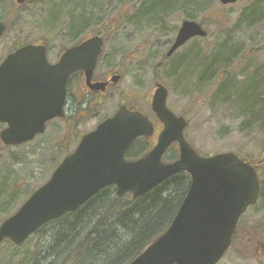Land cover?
<instances>
[{
    "label": "water",
    "instance_id": "95a60500",
    "mask_svg": "<svg viewBox=\"0 0 264 264\" xmlns=\"http://www.w3.org/2000/svg\"><path fill=\"white\" fill-rule=\"evenodd\" d=\"M31 1L16 0L19 6ZM219 1L227 6L241 0ZM6 32L7 23L0 19V40ZM207 35L197 22L184 21L168 57L191 39ZM104 45L101 37L93 36L69 49L56 65L48 63L44 47L28 45L8 55L0 65V116L3 104L11 123L4 133L6 142L20 144L43 133L45 121L60 114L71 75L82 70L90 79ZM168 97V89L159 84L152 107L164 130L157 137L146 116L125 106L85 134L50 179L0 223V245L4 241L22 245L42 226L76 211L105 188L116 187L118 197L131 194L136 200L171 177L187 173L190 187L172 223L129 264H218L231 247L240 218L259 200L258 170L264 158L253 163L233 152L200 155L185 139L186 119L168 109ZM21 98L32 104L20 109L24 129L12 126L18 111L14 106ZM35 112L44 117L31 126L27 118ZM142 137H153L149 152L128 160L131 145ZM174 143L179 145L180 156L165 162Z\"/></svg>",
    "mask_w": 264,
    "mask_h": 264
},
{
    "label": "trees",
    "instance_id": "16d2710c",
    "mask_svg": "<svg viewBox=\"0 0 264 264\" xmlns=\"http://www.w3.org/2000/svg\"><path fill=\"white\" fill-rule=\"evenodd\" d=\"M120 1L123 3L121 15L118 13L120 19L132 15L137 10L138 13L133 17V24L137 31L150 28L160 35L166 33L168 20L181 13H185L188 20H193L194 15L190 13L192 10H202L203 4V0H142L141 4L135 7L128 4L131 0ZM210 1L214 2V0ZM247 1H249V8L241 12L238 28L252 31L255 27L264 24V0ZM36 2L40 3L41 0L33 1V3ZM43 6L45 9L49 6L52 9L44 18L48 22L51 21V28L60 29L61 26L65 28V30L61 29L64 33L60 30V38L65 35L67 39L73 38L72 42H74L81 35L99 34L96 30L97 26L92 24L93 17L86 18L89 10L99 11L97 13L100 14L99 16L104 14L97 0H49L44 1ZM16 11L15 16L18 17L19 12ZM74 12L79 13V18L74 15ZM105 17L106 15L103 20L98 19L101 26L105 22ZM67 19L77 20L68 28L65 24ZM2 20L7 23L6 37L13 28V22L7 19ZM129 22L132 23L131 19ZM75 27L76 33L73 34L72 30ZM91 30L94 31L91 32ZM249 48L253 49V43L249 45ZM239 49L240 44L236 43L219 46L212 51L207 46L202 54L198 50L197 54L188 53L181 58L173 56L167 65L171 60H177L178 64L172 68L171 72L173 74L171 76H175L177 80L179 76L178 73L174 74L175 71L182 68V71L186 70V73L188 69L185 78L188 79V76L190 78L184 83L185 85L195 75L200 82L209 81L210 89L206 100L211 96L212 107L229 106L230 109H234L237 117L248 118L245 127L251 126V129L247 128V130L253 131L257 128L264 133V58L261 54H264V51L261 45L256 50L257 54L250 51L252 55L251 53L242 54ZM209 55L211 59H207ZM253 57L256 58L253 59ZM244 63L249 65L247 71L241 73L244 80L240 81L238 77L240 72L237 71L235 76V69L237 65ZM164 70L166 73V67ZM167 76L170 75L167 74ZM196 91L191 90V93ZM70 136L71 133H69V140ZM141 140H137L132 145L127 153L128 159H137L151 148L152 141ZM74 141L73 147L77 139ZM70 142L71 140L67 146L71 144ZM173 153L166 155L167 162L176 158ZM7 168L6 164L0 162V218L2 219L12 213V204L16 203L20 196L25 195L24 198L27 199L34 192V190L27 191L23 194L18 191L13 199L9 200L8 189H11L12 170L7 171ZM14 174H16L15 171ZM190 182V176L187 173H181L171 177L143 198L136 200L131 194L118 197L116 187L105 188L76 211L65 214L38 229L25 243L29 244L33 240L32 247L29 246L26 249L18 264H129L170 226L187 195ZM4 199L5 201L2 202ZM258 205L264 207V174L261 180L260 199L256 206ZM242 226L244 224L240 222L234 235L233 246L238 241ZM251 229L254 230V234L259 231L257 226H252ZM245 239L249 241L248 238L245 237ZM8 244L7 250L11 252H7L1 261L2 263L7 261L5 264H15L18 255L14 254V251L20 247L10 242ZM246 249L248 250L247 247Z\"/></svg>",
    "mask_w": 264,
    "mask_h": 264
},
{
    "label": "rangeland",
    "instance_id": "374dc122",
    "mask_svg": "<svg viewBox=\"0 0 264 264\" xmlns=\"http://www.w3.org/2000/svg\"><path fill=\"white\" fill-rule=\"evenodd\" d=\"M44 1L49 0H41L38 4L22 7V9H19V13H17L18 17L15 16V11H13L11 16H7L11 0L1 1L0 16L2 19L11 20L13 28L0 42V61L16 42L26 43L39 37H45L46 40L52 42L53 46H56L55 42H59V40L67 42L68 45L73 41V38L68 37L67 39L65 35L60 38V30H65V28H61L63 26L60 29H52L51 21L48 22L44 19L48 16L50 10H52L50 6L46 7V9L44 8ZM131 1L128 4L135 7L142 2V0ZM97 2L102 7L104 14L99 16L100 14H97L99 11L89 10L86 18L93 17L92 24L95 27L97 26V29L94 28L98 30L97 32L103 38L109 41L106 61L115 58L116 62L114 64L116 66L117 63H122L123 58H128L133 62L130 66L126 65V68L129 69V76L120 84L121 91L130 92V96L133 99L147 97L148 92L152 88L155 72L159 80L163 81L165 86L170 89L168 101L171 108L176 113L185 114L184 116L189 119L188 138L193 146L203 155L233 152L257 162L264 158V133H261L257 128L253 131L247 130V128L251 129V126L245 127L248 118L244 116L237 117L234 109H230L229 106L225 108L212 107L211 96L206 100L210 89L209 81L200 82L195 75L185 85L184 83L189 80L190 76L186 79L188 69L185 73L186 70L182 71V68L178 69V80L175 79V76H167L168 73L172 72V68L177 65V60L175 59L171 60L169 65H167L169 62L167 59L171 58L166 57L175 42L181 23L184 20H188L185 13L178 14V16L168 20L166 22V33L160 35L150 28L141 30L140 32L137 31V28L133 24V17L138 13L137 10L132 15L124 16L125 18L122 17L120 19L118 13L121 15L123 8V3L120 0H97ZM212 3L210 0H203L202 10L196 9L190 13L194 15L192 17L193 21L199 23L208 32V37L205 39L196 38L194 42L193 40L189 41L175 54L176 58L187 56L188 53L195 54L198 50L202 54L207 46L212 51L216 50L219 46L234 45L235 43L243 44L242 46L249 48V45L253 43L255 52L259 45L261 47L264 46V24L255 27L252 31L238 28L241 12L249 8V1H241L238 4L230 6H221L219 0H214ZM74 15L78 17L79 13L74 12ZM105 15V22L101 26L98 19L103 20ZM130 19L132 23L129 22ZM76 20L71 21V19H67V21L65 20V24L70 28ZM72 31L75 34L76 27ZM61 32L64 33L63 30ZM261 54L263 57L264 54ZM207 59H211L210 55ZM248 65L244 63L236 66L235 76L237 75V71L240 72L238 75L240 81L244 80V76L241 73L247 71ZM159 66L162 67L161 70H155V67ZM165 67L167 69L166 73ZM244 68L246 69L244 70ZM191 90L197 91L191 93ZM116 103L117 99H111L107 102L105 107L107 117L115 110ZM106 116L96 120L93 119L80 129L82 132H90L96 126L97 121L103 120ZM159 132L160 127L157 128L155 137H157ZM70 140L71 144L67 146V152L74 149L73 144H75V141L72 138ZM42 141L43 139L38 144L29 145L24 150L15 153L20 157L26 155V158L22 163L16 162V169L14 170L16 174L11 176L10 186L14 180L22 181L23 184L19 189H21L23 194L27 191H33L45 183L50 177L53 168L62 160L61 156L64 153V149L60 152L56 145H48ZM262 170L264 174L263 164ZM8 190L10 191V189ZM13 196L9 194V200L13 199ZM24 196H20L18 201L12 204V213L7 217H10L19 210L26 201ZM0 220L3 219L0 218ZM241 223L244 226L241 227L242 231L240 230L238 241L220 264H264V207L258 205L255 208H251L241 219ZM252 226L259 228L258 233H253ZM32 244L33 240L29 244L19 246L20 248L18 247L19 249L14 251V254L18 255L15 264L19 263L23 253L26 252L29 246L32 247ZM7 246H9L8 243L0 246V261L7 255V252H11V250H7ZM6 262L2 263L1 261L0 264H5Z\"/></svg>",
    "mask_w": 264,
    "mask_h": 264
},
{
    "label": "flooded vegetation",
    "instance_id": "af4514ba",
    "mask_svg": "<svg viewBox=\"0 0 264 264\" xmlns=\"http://www.w3.org/2000/svg\"><path fill=\"white\" fill-rule=\"evenodd\" d=\"M11 1L12 2L10 3V6L8 7L7 10L8 17L13 14V11L17 12L16 10L18 8V5H16L15 0H11ZM38 2L36 3L32 2L31 5L38 4ZM19 11L20 10L18 9V12ZM94 35L103 38L100 34H94ZM91 36L92 33L81 35L77 40L72 42L70 45H68V43L65 41L59 40V42H55L56 46H53L51 44L52 42L46 40L45 37H39L35 40H31L26 43L16 42L14 46L10 48V50L7 51L6 55L2 58V60L0 61V65L5 61L8 55L28 45H32L38 48L44 47V53L46 55V59L48 63L50 65H56L61 61L62 57L68 52L69 49L75 47L76 45H79L80 43H83V41L89 39ZM103 39L105 45L103 47L99 61L93 72L92 77L88 79L85 72L82 70L71 75L66 87L65 101L62 103L60 107V114L45 121L44 123L45 131L43 133L37 134L33 140L22 142L20 144H9L6 142L4 138V133L7 130H9V128L11 127V123L8 120H6V118H8V114L6 108L2 104L3 110L1 112L2 115L0 116V162L7 165L8 167L7 171L10 169L12 170L11 176L14 175V170L16 169V162L22 163L26 158V155L20 157L18 154L15 153L24 150L29 145L38 144V142L42 139H43L42 142H44L45 144L56 145V147H58L60 152L64 149L63 151L64 153L61 156L63 160V158H65L68 155L67 143L69 141V133L73 135L72 137L70 136V138H72L73 140L77 139L76 141V145H77L78 141L80 140V137H82L85 133H87V132H82L80 128L93 119L96 120L103 116H106L107 113L105 112L106 110L105 107L107 105V102L111 99H117L115 110L112 112L110 116L108 117L106 116L103 120L100 119L99 121H97V124L93 130H95L97 126L100 125L103 121L112 118L122 106H125L131 112L141 113L142 115L146 116L156 126V128L160 127V131L164 130V124L160 121V119L157 117V114L154 112L152 107V102L156 93L157 86L159 84L165 86V83L159 80L158 76H156L154 73L152 88L148 92L147 97H143L140 99L139 98L133 99L130 96L131 95L130 92L121 91L120 84H122V82L127 78V76H129L128 75L129 69L126 68V65L130 66L131 64H133V62L128 58H123L122 63H117L116 66V64H114L116 62L115 58H111L109 61H106V56L108 55L107 49H108L109 41L106 38ZM242 45L243 44L240 45V49H239V51H241L242 54L243 53L250 54L251 53L250 51H252L254 54L258 53V51L255 52L254 48L253 49L245 48ZM261 48H263L264 51V46H262ZM250 55H252V53ZM176 64H178V62ZM161 68H162L161 66L155 67V70L159 71L161 70ZM176 73H178V70L177 72L175 71L174 74ZM168 74L170 76L173 75L171 73ZM115 79L117 80L115 81ZM165 87L168 89L170 96V89L167 86ZM41 91H42V95H44V91L42 89ZM152 91L154 92L152 93ZM128 97L130 98L128 99ZM55 101L58 100L56 99ZM30 102H31L30 99H24V98L17 100V103L14 106V110H18V111L16 112L17 117L13 115V117L15 118V120L12 121L13 127H16L18 129H24V125L26 121L22 119L21 115L23 112L20 109H25L26 106L29 107L32 106ZM167 105H168V109L172 111L175 115L182 116L186 119L187 127L184 131V135H185V139L190 142V139L188 138V134H187L189 128V119L186 118V116H184L185 114L176 113L171 108L168 100H167ZM43 117L44 116L39 117V113L36 114L35 112L33 115L27 118V121L32 126L36 124L37 120H41ZM138 140L142 141L141 139ZM170 153L175 154L176 155L175 159L177 160V158L180 155V148L177 143H174L171 146L167 155H169ZM49 154L51 153L49 152ZM43 156H47V155H43ZM58 165H56V167ZM56 167L54 169H56ZM22 184H23L22 181L14 180V182L11 185L9 194L14 195L18 191H21L19 187Z\"/></svg>",
    "mask_w": 264,
    "mask_h": 264
}]
</instances>
